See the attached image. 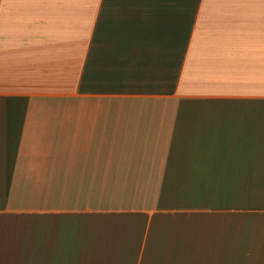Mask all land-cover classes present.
Returning <instances> with one entry per match:
<instances>
[{
  "label": "crops",
  "instance_id": "1",
  "mask_svg": "<svg viewBox=\"0 0 264 264\" xmlns=\"http://www.w3.org/2000/svg\"><path fill=\"white\" fill-rule=\"evenodd\" d=\"M0 264H264V0H0Z\"/></svg>",
  "mask_w": 264,
  "mask_h": 264
}]
</instances>
